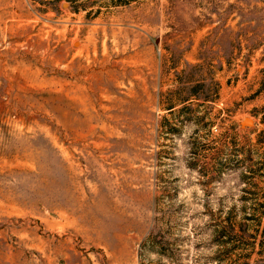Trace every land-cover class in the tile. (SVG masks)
Here are the masks:
<instances>
[{
	"label": "rangeland",
	"instance_id": "1",
	"mask_svg": "<svg viewBox=\"0 0 264 264\" xmlns=\"http://www.w3.org/2000/svg\"><path fill=\"white\" fill-rule=\"evenodd\" d=\"M263 198L264 0H0V264H227Z\"/></svg>",
	"mask_w": 264,
	"mask_h": 264
},
{
	"label": "trees",
	"instance_id": "2",
	"mask_svg": "<svg viewBox=\"0 0 264 264\" xmlns=\"http://www.w3.org/2000/svg\"><path fill=\"white\" fill-rule=\"evenodd\" d=\"M115 1L124 3L127 0ZM189 88L191 93H195V84ZM254 204L259 207L258 211L242 212L240 215L227 211L213 217L212 240L216 245L214 258L218 262L264 264V198Z\"/></svg>",
	"mask_w": 264,
	"mask_h": 264
},
{
	"label": "water",
	"instance_id": "3",
	"mask_svg": "<svg viewBox=\"0 0 264 264\" xmlns=\"http://www.w3.org/2000/svg\"><path fill=\"white\" fill-rule=\"evenodd\" d=\"M62 5L65 6L66 5V2H63ZM239 125L241 127H244V126H252L253 125V119L251 117H249V116H244L239 121Z\"/></svg>",
	"mask_w": 264,
	"mask_h": 264
}]
</instances>
